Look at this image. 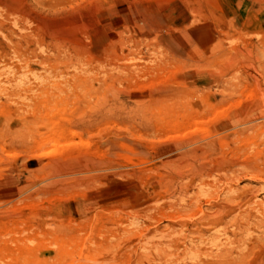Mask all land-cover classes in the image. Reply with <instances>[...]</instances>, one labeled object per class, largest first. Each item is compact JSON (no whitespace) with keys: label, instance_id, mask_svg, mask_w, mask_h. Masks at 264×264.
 <instances>
[{"label":"rangeland","instance_id":"obj_1","mask_svg":"<svg viewBox=\"0 0 264 264\" xmlns=\"http://www.w3.org/2000/svg\"><path fill=\"white\" fill-rule=\"evenodd\" d=\"M0 264H264V0H0Z\"/></svg>","mask_w":264,"mask_h":264},{"label":"bare ground","instance_id":"obj_2","mask_svg":"<svg viewBox=\"0 0 264 264\" xmlns=\"http://www.w3.org/2000/svg\"><path fill=\"white\" fill-rule=\"evenodd\" d=\"M258 80V79H257Z\"/></svg>","mask_w":264,"mask_h":264}]
</instances>
